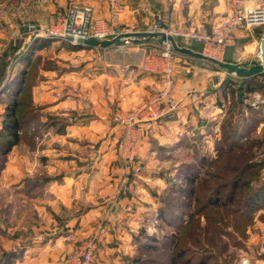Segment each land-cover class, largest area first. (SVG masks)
<instances>
[{"label":"crops","instance_id":"1","mask_svg":"<svg viewBox=\"0 0 264 264\" xmlns=\"http://www.w3.org/2000/svg\"><path fill=\"white\" fill-rule=\"evenodd\" d=\"M40 1V8L52 13L48 18L36 17L35 21L41 25L52 22L55 10L64 11L77 4L90 7L94 19L104 20L117 31L137 23L138 33L148 30L163 11H169L172 25L187 29L208 27L227 10V0H213V3L211 0H124L113 16L99 0ZM261 30H255V37L262 35ZM238 36L237 33L234 44ZM245 36L256 40L251 34ZM130 45L122 52L115 45L75 50L64 42L63 46L52 44L35 51L33 59H52L59 70H39L41 75L33 88L32 102L41 107L43 124L35 134L41 136L29 152L26 167H20L22 161L14 158L3 172L5 175L8 172L10 184L46 178L41 205L34 207L39 233L32 231L33 244L40 241L41 245L32 248L29 256L25 253L24 260L18 264H62L59 261L69 256L78 240L99 233H104L99 242L104 239L105 243H101V264L104 257L112 264H130L135 239L140 231L146 230L157 211L158 197L167 189L165 179H174L181 165L191 163L199 164L201 175L206 169L205 160L215 159L214 143L219 138L224 108L230 104L229 89L241 91V102L237 100V105L245 117L255 111L247 104L246 96L255 90L262 75L229 76L226 86L225 73L211 72L203 67L202 60L178 54L171 92L176 107L160 120L142 124L131 156L122 158V131L112 121L114 113L137 106L161 86L156 74L129 72V67L137 65L151 49L160 51L158 40L137 37ZM188 48L202 51V46L196 43ZM85 55L93 59L84 66L75 65L72 71L63 68L66 56ZM50 117H56V122H49ZM117 151L120 158L115 155ZM88 152L93 155L89 156ZM102 197L105 199L99 204L97 200ZM100 222L106 226L101 227ZM255 261L264 263V259Z\"/></svg>","mask_w":264,"mask_h":264},{"label":"rangeland","instance_id":"2","mask_svg":"<svg viewBox=\"0 0 264 264\" xmlns=\"http://www.w3.org/2000/svg\"><path fill=\"white\" fill-rule=\"evenodd\" d=\"M211 3H213V0H211ZM226 3L227 10L221 16V18L226 15L228 9L235 3L257 6L261 7L264 10V0H227ZM41 6L42 5L40 0H0V132L1 130H3L2 121L6 104L4 103V101H15V98L13 99L14 93H12V91L15 89L16 85L12 84L14 88L9 89V95L6 94V92L2 93V91H4L9 83L12 82L15 75L20 72L19 70L21 69V67L22 69L24 68L26 70L31 66L30 64L26 66L21 64V59L27 51V48L23 47L22 45L27 44V46H29L33 43H36L38 45L43 44L47 48L52 44L63 46L64 43L63 41H56L55 39L48 40V38L43 37H38L32 40L31 32L33 30L44 28L50 24L44 23L41 25L39 24V22L35 21L36 17L48 18L52 15V13L48 14V12L44 11L43 8H40ZM68 7H66L65 9H67ZM58 11L59 9L54 11L53 18ZM221 18L219 17V19ZM219 19H213L210 23L216 22ZM260 28L262 29V33H259L263 34L264 25L240 30L238 32L239 36L237 43L226 49L222 57L217 56L214 51L209 50L205 51L203 54L214 57L221 62H225L224 60L232 63L256 61L258 60L257 54L261 35L259 37H255L254 34H257L255 30ZM243 32H245V34H243ZM246 34L253 35L256 40L253 41L250 36H245ZM41 40H47L49 42L44 43L42 41L41 43ZM130 46L131 45H128L124 50H126ZM34 56L35 52L32 54L31 61L33 60ZM44 59V62L47 61L50 67H57V64L54 60L49 58L47 59L46 57H44ZM91 59L93 58L90 55L71 58L70 56H66V61L64 60L63 68L66 69V71H72V69L76 68L75 65L84 66ZM38 63L43 64V61L40 60ZM200 63H203V67L211 72L220 71V73H224L222 69L218 68L215 65H212L211 63L205 61H201ZM86 72L87 71H85V73ZM40 73L41 72L39 71L38 76L41 75ZM36 85H34L31 89V98L33 96V88ZM225 85L228 86L227 84ZM255 87V90H251L250 92H258L264 96V75H262L261 78L257 80ZM229 90L230 91H228L227 95L229 96L230 104L226 106V108H224L222 121L229 120L231 124H235L242 118L243 120L245 119V116L238 110L239 107L236 104L237 94L241 91L237 88ZM246 97V99L249 100L248 94ZM257 110L259 111L257 112ZM257 110H255L256 114L262 115L261 118H256L255 124L252 123V128L248 130L251 131L240 137V140L242 142H239V148L235 149V151L231 153V156H233V158L239 156L240 160L242 161V165H247L250 162L258 163V168L256 170H249L247 174L244 175L245 177H249L252 175H254L255 177L254 182L248 185L249 189H254V187H256L260 181H264V107H261ZM56 119V117H50L49 122L55 123ZM120 135L121 139L123 140V134L121 132ZM40 136L41 135H39L38 137ZM38 137L34 136L33 139H31L30 136L23 137L22 139H20L18 144L12 146L9 150H6V154L2 156V168L0 169V264L21 263L24 260L25 253H27V255L29 256L28 253L32 248L39 247V244L41 245L40 241H34L33 244L32 231L39 233V231L36 230V225L38 224L37 222L39 218L37 217L35 208L36 206L41 205L42 197H31L30 194L26 193V189H24V183L10 184V180L7 176L8 172L6 173V175L3 173L5 169L8 168L9 160L12 161L14 158H16L18 161H22L20 163V167H23V169L26 167L27 164L25 162L29 159V152L32 146H35L34 143L39 141ZM121 139L118 142H121ZM117 144L119 143H116V145ZM120 149V155L123 158L122 142L120 144ZM89 150L93 151L95 150V148H89ZM131 153H129V157L131 156ZM90 154L93 155V153L88 152L89 156ZM115 155L120 158L118 151ZM187 155H189V153H187ZM3 174L4 178H1ZM197 176L198 177L196 179L202 177V174H198ZM178 183H180V181H178ZM92 197L95 198L94 195ZM92 197H88V199H91ZM102 199L105 198L102 197L101 199H98L97 202L101 204L103 202ZM33 203L35 204L34 206ZM250 222L251 225L247 226L246 228L244 242H240L241 246L237 247L231 244L233 243V240L231 238L226 239L223 234L216 232L212 234V237L207 243H204L202 240L203 244L198 242H191V245L186 244V237H184L183 243L181 242L180 246L183 245L185 249H188L187 247L191 246L190 249L198 250V252L192 254L191 250L190 252L188 250H185L181 252V259L183 261L184 259H188V264H194L197 259L200 258L199 254L201 253L203 246L204 252L202 253L209 254L210 257L213 258V261L217 262L218 264H239V261L245 258L248 259L252 264H256V259H264V207L258 208L253 213ZM100 223H102L101 227L106 226L105 222ZM200 224L205 225L203 224L202 217H200ZM201 228L202 227L199 225L193 230L196 232ZM145 229V234L154 236V239L160 242L153 243L149 241H143V243L145 242L146 247L141 249V252H139L138 243L139 241L141 242L142 239L139 237L136 238L133 245V255L131 261H129L130 264H148V261H145V259L147 258L158 260V263L152 262L151 264H170L172 257L169 258V256L172 254V250L174 251V248L168 246L165 239L168 238L171 233L176 234L178 230L176 228L170 227L169 225L162 226L161 228L157 226V224L152 226L150 223L147 224V227ZM231 230L233 229L230 228L228 231ZM142 231H144V229ZM86 239L88 238L85 237L82 240H78L79 244ZM137 239L138 241H136ZM102 242L104 243V239L99 242V253L94 257L93 264H101V260L99 259V257L101 256ZM114 243H117V241H114ZM79 244L77 245L79 246ZM116 246L117 248H119L120 245ZM74 249L71 250V252H69V254L67 255H71L74 252ZM119 251H122L121 248H119ZM104 258L105 260L102 262V264H112V261L110 259H108L107 257ZM139 259H141L140 262H138ZM37 260L40 261L39 259ZM49 261L50 260H48V262ZM59 262L62 264H70L67 256H65L64 259ZM177 264H180V262H178ZM261 264L264 263L261 262Z\"/></svg>","mask_w":264,"mask_h":264},{"label":"trees","instance_id":"3","mask_svg":"<svg viewBox=\"0 0 264 264\" xmlns=\"http://www.w3.org/2000/svg\"><path fill=\"white\" fill-rule=\"evenodd\" d=\"M42 41L44 43L49 42L41 40V43ZM68 46L75 50L90 48L70 44ZM43 47L45 45L36 43L27 47L21 64L25 66L30 64L31 66H27L29 68L26 70L21 67L20 72L18 71L19 73L15 75L12 82L2 91V93L8 94L9 89L14 88L12 84L16 85L12 91L15 101H4L6 104L2 121L3 130L0 132V169L2 168V156L6 154L5 151L18 144L20 139L25 136H30L33 139L35 134L39 133L37 132L38 127L43 124L40 120L41 107L33 104L31 89L38 82L39 70L59 69L58 67H50L44 60L43 64L38 63L40 58L31 61L32 54ZM224 61L228 62L227 60ZM228 82L229 79L226 78L225 84ZM246 90L248 92L251 89ZM257 116L256 111H251L249 116L245 117L244 120L242 118L235 124H231L229 120L222 121L221 119L219 124L220 135L214 143L216 157L212 160H205L206 169H204L202 177L196 179L198 177L197 165L199 164L191 163L181 165L174 179H165L167 189L158 197L157 226L162 228V226L169 225L178 230H176V234L171 233L165 239L167 245L174 248L169 256V258L172 257L170 264H177L178 262L188 264V259H184V261L181 259V252L185 250L189 252L191 250L192 254L198 252V250L190 249L191 246L187 247L188 249H185L183 245L180 246L184 237H186V244L191 245V242L203 244V242L207 243L212 234L216 232L223 234L226 239L231 238L233 240L231 244L235 247L241 246L240 242H244L246 228L251 225L253 213L258 208L264 207V181H260L254 189H249L248 185L254 182L255 177L254 175L249 177L244 175L249 170H256L258 163L250 162L247 165H242L239 156L233 158L231 153L239 148V142H242L240 137L251 131L248 130L252 128V123L255 124ZM45 181V177L44 179L42 177L24 179V189L31 197L40 196ZM200 217L203 218L205 225L200 224ZM199 225L202 228L195 232L193 229ZM230 228L233 230L228 231ZM145 233V230L140 231L136 237L142 239L138 243L139 252L146 247L143 241L160 242L155 240L154 236ZM202 252H204L203 246ZM201 253L199 254L200 258L194 264H218L213 261L209 254ZM145 261H148V264L158 263V260L151 258H147Z\"/></svg>","mask_w":264,"mask_h":264},{"label":"built area","instance_id":"4","mask_svg":"<svg viewBox=\"0 0 264 264\" xmlns=\"http://www.w3.org/2000/svg\"><path fill=\"white\" fill-rule=\"evenodd\" d=\"M99 1L105 3L109 12L115 16L124 0ZM262 25H264V10L261 7L235 3L223 18L211 23L208 27L198 26L185 29L173 26L169 12L164 11L152 21L148 30L144 32H161L170 35L183 47L196 43L202 46V54L209 50L214 51L218 56L222 55L227 47L235 43V36L240 30ZM137 29L138 25L134 23L121 31H117L115 27L107 25L104 20L94 19L90 7L72 4L64 11H58L48 26L33 30L31 36L32 40L43 37L75 45L74 43L78 39L111 40L121 34L136 33L138 32ZM67 39H71V41L68 42ZM133 40L129 37L121 38L114 44L116 50L124 51ZM263 40L264 32L261 35L259 46ZM257 57L259 59V47ZM175 58L176 53L166 42L161 44L159 52H148L137 65L129 67L130 73L149 72L156 74L161 86L158 92L150 95L137 106L125 111L117 110L114 113L112 121L123 133L122 153L124 159L129 157V153L138 142L141 125L160 120L176 107V102L171 97L175 83ZM260 75H264V68H262ZM248 97L250 102L248 100L249 103L247 104L250 108L257 110L264 107V96L260 93L250 92ZM149 223L152 226L158 223L156 213ZM103 236L104 233H99L96 237L88 238L79 246L77 245L74 252L68 256L70 264H93L94 257L99 253V239H102ZM239 264L252 263L245 258L239 261Z\"/></svg>","mask_w":264,"mask_h":264},{"label":"water","instance_id":"5","mask_svg":"<svg viewBox=\"0 0 264 264\" xmlns=\"http://www.w3.org/2000/svg\"><path fill=\"white\" fill-rule=\"evenodd\" d=\"M125 37H129L133 39L137 37H141L143 39H156L158 40L159 44H163L167 42L176 54L191 57L194 59H199V60L211 63L213 65H216L218 68L224 71L225 73L224 79H226L229 76H236L239 78L254 77L256 75H259L262 68H264V40L261 41L260 46H259V59L256 61H249V62H244V63L221 62L213 57L204 55L200 52L193 51L188 47L179 46L176 40L172 36L166 35L161 32H156V33L136 32V33H130L127 35L121 34L111 40H104V41H97L94 39H89V40L78 39L75 41L74 44L80 45L83 47H90V48H105V47L114 45L121 38H125ZM67 41L70 42L71 39H67ZM27 47L28 46L26 44L25 48ZM237 99L239 101L241 99L240 92L237 94Z\"/></svg>","mask_w":264,"mask_h":264}]
</instances>
